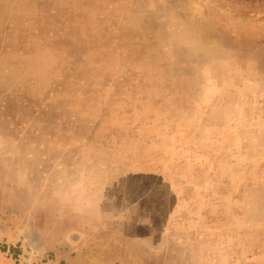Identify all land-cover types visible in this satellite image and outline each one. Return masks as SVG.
<instances>
[{
    "label": "rangeland",
    "instance_id": "1",
    "mask_svg": "<svg viewBox=\"0 0 264 264\" xmlns=\"http://www.w3.org/2000/svg\"><path fill=\"white\" fill-rule=\"evenodd\" d=\"M0 264H264V0H0Z\"/></svg>",
    "mask_w": 264,
    "mask_h": 264
}]
</instances>
